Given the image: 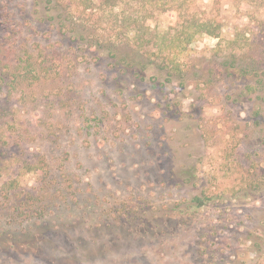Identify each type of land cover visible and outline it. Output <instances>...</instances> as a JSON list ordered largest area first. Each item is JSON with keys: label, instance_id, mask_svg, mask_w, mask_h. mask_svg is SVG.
Instances as JSON below:
<instances>
[{"label": "rangeland", "instance_id": "374dc122", "mask_svg": "<svg viewBox=\"0 0 264 264\" xmlns=\"http://www.w3.org/2000/svg\"><path fill=\"white\" fill-rule=\"evenodd\" d=\"M68 1L0 0V264H264V0H193L221 37L169 79Z\"/></svg>", "mask_w": 264, "mask_h": 264}, {"label": "trees", "instance_id": "16d2710c", "mask_svg": "<svg viewBox=\"0 0 264 264\" xmlns=\"http://www.w3.org/2000/svg\"><path fill=\"white\" fill-rule=\"evenodd\" d=\"M52 1L48 0V4H52ZM75 1L77 7L81 6L77 17L73 9L76 6L72 4ZM240 1L244 0H236L237 3ZM192 3L193 0H69L65 3L66 14H63L62 7L55 5L56 14L53 19H57L61 28L71 26L68 31L73 34V38L87 45L91 41L90 32H84L87 21L94 30H106L118 41L124 40L126 45H121L118 51L108 48L109 56L115 64L139 70L154 66L165 72L167 79L174 75L182 78L184 63L180 58L188 54L193 40L202 34L220 38L222 31L216 19L197 17L192 10ZM167 13L172 20L166 27L159 26V16ZM230 41V46L236 47L237 40L234 38ZM99 46L102 47V43ZM125 47L131 50V55ZM226 59L223 63L228 65L229 71L237 68L238 73L244 77L252 74L259 81L262 80L258 69L246 66L250 68L247 70L241 62L236 61V53L233 51H230ZM192 201L197 206L203 204L198 196L193 197ZM22 203H18L15 208L20 211L24 209Z\"/></svg>", "mask_w": 264, "mask_h": 264}]
</instances>
